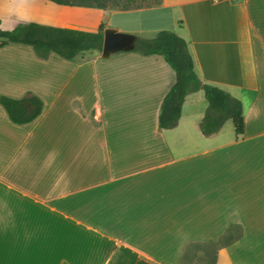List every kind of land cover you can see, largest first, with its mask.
Masks as SVG:
<instances>
[{
	"label": "crops",
	"instance_id": "0c3cea01",
	"mask_svg": "<svg viewBox=\"0 0 264 264\" xmlns=\"http://www.w3.org/2000/svg\"><path fill=\"white\" fill-rule=\"evenodd\" d=\"M31 22L84 32L103 24L143 39L176 33L201 83L241 100L245 130L237 139L227 122L204 135L203 91L162 130L176 74L161 56L41 59L28 46L30 73L14 99L38 96L44 111L18 126L0 105V264H188L192 245L234 228L215 264H264V0L128 11L0 0L3 30Z\"/></svg>",
	"mask_w": 264,
	"mask_h": 264
},
{
	"label": "trees",
	"instance_id": "16d2710c",
	"mask_svg": "<svg viewBox=\"0 0 264 264\" xmlns=\"http://www.w3.org/2000/svg\"><path fill=\"white\" fill-rule=\"evenodd\" d=\"M48 1L58 5L83 7L86 0ZM92 1L93 3H87L93 6L92 9L107 8L106 0ZM160 4L161 0H157L152 6L137 9L155 7ZM104 30L103 24L96 32H84L34 22L20 23L13 30H3L0 27V48L9 44H19L32 47L41 59H47L51 54H55L66 60H72L86 53H101ZM133 53L141 56H161L176 74V82L161 104L159 127L162 130L176 128L181 119L186 98L190 94L203 91L208 107L201 122L202 133L206 136L215 134L228 121H231L236 138L244 135L245 120L241 100L218 87L201 83L194 71V62L188 51V45L176 33L161 31L152 39L136 38V48ZM0 105L8 113L10 121L18 126L35 122L44 111L43 101L35 95L21 99L0 95Z\"/></svg>",
	"mask_w": 264,
	"mask_h": 264
},
{
	"label": "rangeland",
	"instance_id": "374dc122",
	"mask_svg": "<svg viewBox=\"0 0 264 264\" xmlns=\"http://www.w3.org/2000/svg\"><path fill=\"white\" fill-rule=\"evenodd\" d=\"M84 2L85 3L83 7H93L87 4L89 2L93 3L92 0H86ZM155 2H157V0H106V9L124 11L128 9H137L139 7L152 6ZM25 15L29 16L30 13ZM27 47L28 46L15 44L6 47V49L0 53V95L14 98V96H19V94H21L17 91V86L14 85V83L26 81L30 73V69L24 67V63L30 62L28 61L29 54ZM38 68V66L33 65V70H31V72L35 73L36 75L42 74ZM89 70V66L83 68L77 73V77L89 75ZM71 73H73V71H71ZM228 122L229 123L227 125L229 126L227 127L232 126V122ZM230 231L232 232L228 233V235H230L231 238L225 237L224 239L215 241L213 243L210 242L202 245H192L190 252L188 253L190 258L188 264H215L214 257L216 251L218 250L217 247H219V245L221 247V245L228 244L240 234V230L236 228Z\"/></svg>",
	"mask_w": 264,
	"mask_h": 264
},
{
	"label": "water",
	"instance_id": "95a60500",
	"mask_svg": "<svg viewBox=\"0 0 264 264\" xmlns=\"http://www.w3.org/2000/svg\"><path fill=\"white\" fill-rule=\"evenodd\" d=\"M136 48V37L132 34L122 33L116 29L104 30V42L101 57L104 60L116 53L133 52Z\"/></svg>",
	"mask_w": 264,
	"mask_h": 264
}]
</instances>
